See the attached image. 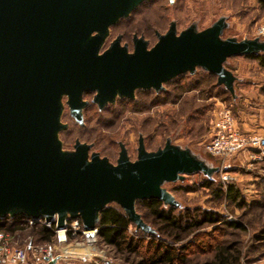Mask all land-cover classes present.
Here are the masks:
<instances>
[{"label":"water","instance_id":"obj_1","mask_svg":"<svg viewBox=\"0 0 264 264\" xmlns=\"http://www.w3.org/2000/svg\"><path fill=\"white\" fill-rule=\"evenodd\" d=\"M144 1L0 0V219L55 218L56 231L65 220L79 219L89 232L100 212L115 204L136 230L152 235L136 202L177 208L164 183L197 173L211 178L218 171L169 140L148 152L139 137L134 161L119 144L115 164L89 154L91 146L79 141L72 151L62 149L64 97L70 116L83 125L84 94L92 93L91 102L102 110L117 98L132 100L136 90L158 93L196 69L215 76L216 85L234 96L236 78L226 60L264 53L257 38L223 39V17L201 31L192 25L177 33L171 22L164 34L156 33L152 47L134 35L129 52L117 36L102 50L109 29Z\"/></svg>","mask_w":264,"mask_h":264},{"label":"rangeland","instance_id":"obj_2","mask_svg":"<svg viewBox=\"0 0 264 264\" xmlns=\"http://www.w3.org/2000/svg\"><path fill=\"white\" fill-rule=\"evenodd\" d=\"M220 17L225 18L227 23L223 39H255L256 30L264 21V4L260 0H173L172 3L168 0H146L126 19H121L109 29L102 50L117 36H121V45L126 44L129 52L132 51L134 35L143 37L148 47H152L157 41L156 33L164 34L171 22L175 23L177 33L192 25L201 31ZM224 67L235 78L242 79L238 86L243 91L239 93L237 90L239 97L236 100L223 86L216 85L215 76L201 69H196L193 75L186 73L172 79L158 93L136 90L132 100L117 98L102 110L91 103L92 93L84 94L83 100L89 104L82 111L83 125L76 123L69 115L64 97L60 121L66 128L59 132L58 138L64 151H72L75 141H79L91 146L89 154L97 153L111 164L116 163L119 144L124 145L129 160L134 161L139 137L143 138L148 152L163 147L167 140L180 148L189 149L207 166L218 169L211 177L213 187H201L207 178L199 173L185 176L182 181L164 183L162 187L179 204L174 211L176 215L188 213L200 220L203 213L207 212L217 215L220 221L196 231L195 234L198 232L200 236H182L175 246H188L190 251L186 264H201L209 260L212 253L207 245L214 246L217 243L239 251L237 264H264V182L260 179L264 175L249 168L242 154L220 159L204 151L218 108L227 107L233 116L238 117L244 112V99L256 91L252 89L251 83L262 85L260 92L264 93V67L248 57H231L226 60ZM221 173L231 176L232 181L229 182L239 188L244 200L242 208L229 203L223 195L218 196V188L224 190L226 184L221 180ZM135 209L143 222L154 226L155 220L141 203L135 204ZM227 222L241 223L245 231L232 229L226 225ZM14 235L20 244L27 237H35L29 229L18 230ZM71 239H76L81 247L85 244L83 237ZM35 241L34 244L45 243ZM53 242H57L56 236L51 244ZM198 245H202L204 250H200ZM95 247L97 260L123 264L122 256L99 246L97 238ZM132 259L138 261L139 257Z\"/></svg>","mask_w":264,"mask_h":264},{"label":"trees","instance_id":"obj_3","mask_svg":"<svg viewBox=\"0 0 264 264\" xmlns=\"http://www.w3.org/2000/svg\"><path fill=\"white\" fill-rule=\"evenodd\" d=\"M260 1L264 4V0ZM246 57L257 60L258 64L264 67L263 54ZM260 179L264 182V177H260ZM224 186V190L218 188V196L223 195L229 203L242 208L244 200L241 198L240 190L236 184L226 182ZM201 187L211 189L213 187L211 178L204 180ZM137 203H141L155 220L154 226L144 221L154 231L152 235L136 230L134 225L127 220L122 210L115 204H109L100 212L99 222L96 226V238L99 246L109 248L114 253L120 254L123 264H186L187 255L190 251L188 246H175L182 240V236L188 234L197 236L199 234L198 232L195 234L196 231L203 226H214L220 221L217 215L207 212L203 213L200 220H197L195 216L187 215L188 213L176 215L174 213L176 207L164 206L158 200H145ZM23 219L24 217L0 219V232L14 233L17 230L24 229L19 223ZM226 225L238 231H245V226L238 222H227ZM27 229L33 232L35 237H32V239L34 238L33 241L36 240V243H50L55 238L53 227L46 228L37 225ZM70 237V233H68L67 238ZM20 245L22 246V244ZM189 246L193 245L190 244ZM207 246L212 253V257L201 264H237L239 259L237 249L234 250L218 243L214 246L210 244ZM198 247L200 250H204L202 245H198ZM131 257H139V260H131Z\"/></svg>","mask_w":264,"mask_h":264},{"label":"built area","instance_id":"obj_4","mask_svg":"<svg viewBox=\"0 0 264 264\" xmlns=\"http://www.w3.org/2000/svg\"><path fill=\"white\" fill-rule=\"evenodd\" d=\"M256 38L264 41V21L256 30ZM204 151L209 156L220 159H228L243 154L246 156L245 160L248 167L258 170L264 175V136L240 132L236 127L233 114L227 107L221 106L216 110L209 139L204 145ZM220 177L224 183L232 181V177L226 173H221ZM55 220L54 218L51 222H45L42 219L32 220L24 217L19 223L24 229L37 225L46 228L53 227L57 243L64 242L68 233H70V238L83 237L85 239L84 249L77 244L72 251L63 250L61 254V251L58 252L55 249L53 243L34 244L32 237L23 239L21 246L20 240L16 239L14 233L0 232V264H33V262L42 264V259L45 260L43 262L49 264L53 259H56V262L60 260L62 255L72 256L76 260H87L88 264H102L95 257L97 228L94 231L86 232L83 230L79 219H68L63 223V230L56 231ZM79 250L85 251L82 253ZM29 255L32 261H29Z\"/></svg>","mask_w":264,"mask_h":264},{"label":"crops","instance_id":"obj_5","mask_svg":"<svg viewBox=\"0 0 264 264\" xmlns=\"http://www.w3.org/2000/svg\"><path fill=\"white\" fill-rule=\"evenodd\" d=\"M241 80H242L241 78H238V79L236 78L234 82L235 95L232 96L234 100H236V98L239 97L237 93L238 92L241 93L243 91V89H241V86H238L239 85L238 83H240ZM251 85H252L251 86L252 89L255 88L256 91L251 93L248 98L244 99V104H245L244 112L239 114L238 117L234 116L236 127L240 132H243V133H256V134L264 136V93L260 92L263 86L255 85V84L253 85V83H251ZM241 157L244 160L246 159V156L243 154L241 155ZM67 239L70 241L65 240L64 242H60V243L53 242L55 249L58 252L61 251V254L63 250L64 251L67 250L69 252L72 251L75 245L78 244L77 243L78 241L76 239H71V238H67ZM107 257L109 258V256H106V258ZM28 258H29V261H32L30 255L28 256ZM43 261L45 260L42 259V264H47ZM33 264L35 263L33 262ZM56 264H88V261L84 259L76 260L72 256L62 255V258L58 260Z\"/></svg>","mask_w":264,"mask_h":264},{"label":"flooded vegetation","instance_id":"obj_6","mask_svg":"<svg viewBox=\"0 0 264 264\" xmlns=\"http://www.w3.org/2000/svg\"><path fill=\"white\" fill-rule=\"evenodd\" d=\"M82 99H83V97H82ZM85 101V100H84ZM87 102V101H86ZM92 103V102H91ZM89 103L87 102V105H88ZM93 105H95L94 103H92ZM87 105L85 106V108L87 107ZM96 106V105H95ZM97 107V106H96ZM98 109V108H97ZM69 110V109H68ZM83 111V110H82ZM70 115V114H69ZM82 119H83V115H82ZM75 121V120H74ZM77 123V122H76Z\"/></svg>","mask_w":264,"mask_h":264},{"label":"bare ground","instance_id":"obj_7","mask_svg":"<svg viewBox=\"0 0 264 264\" xmlns=\"http://www.w3.org/2000/svg\"><path fill=\"white\" fill-rule=\"evenodd\" d=\"M62 236V235H61Z\"/></svg>","mask_w":264,"mask_h":264}]
</instances>
